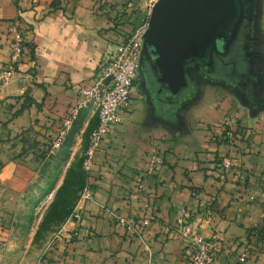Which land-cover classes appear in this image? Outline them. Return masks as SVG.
<instances>
[{"label": "crops", "instance_id": "crops-1", "mask_svg": "<svg viewBox=\"0 0 264 264\" xmlns=\"http://www.w3.org/2000/svg\"><path fill=\"white\" fill-rule=\"evenodd\" d=\"M53 1L0 0V66L9 61L11 25L16 18L30 29L37 60L34 82L28 85V77L24 82L17 79L0 89V99L27 91L41 105L40 111L30 107L4 123L5 108L0 103V179L31 175L33 162L22 170L16 168L22 159L15 155L22 144L12 138L32 127L43 143L56 134L79 100L72 86L92 84L105 53L114 46L111 23L95 13L93 0H55L56 6ZM261 3L264 0H256L257 7ZM260 35L256 26L252 45L239 51L242 73L229 77L222 72L212 81L203 80L200 94L171 114L157 110L154 114L142 91L133 87L124 122L104 136L96 155L91 172L95 200L79 204L83 220L73 240H60L42 264H187L185 242L178 232L182 206L194 210V228L206 238L225 239L217 242L213 264H243L239 255L246 248V264H264V45L258 43ZM28 52H24V70L35 63ZM86 108L74 121L64 146L69 155L51 160L84 156L97 122L91 105ZM229 116L238 118L235 145L242 153L235 166L221 174L218 161L230 147L214 137H220ZM37 117L41 118L38 125ZM153 143L164 163L150 175L146 169ZM32 155L27 159L35 160ZM139 181L142 190L136 187ZM205 207L212 210L210 217L199 216ZM116 215L149 217L150 223L136 237L126 234Z\"/></svg>", "mask_w": 264, "mask_h": 264}, {"label": "rangeland", "instance_id": "rangeland-1", "mask_svg": "<svg viewBox=\"0 0 264 264\" xmlns=\"http://www.w3.org/2000/svg\"><path fill=\"white\" fill-rule=\"evenodd\" d=\"M93 1L94 10L98 11L101 7L108 10L109 7L106 6V0H104L103 4L100 3L101 0ZM116 1L121 2V0ZM119 4L122 6L120 11L127 12L128 21L133 24L129 31L144 26L147 22L149 23V0H136L129 3L127 6L123 5L124 3ZM113 10L116 11V9L113 8L110 13H114ZM255 22L259 34H261L258 38V43L264 45L263 3L259 4L257 7ZM29 30L30 29L23 24L20 18H16L14 22H12V34L9 41L10 58L7 63L0 66L1 90L17 79L24 82V78L28 77V85L35 80V75H37V60L35 57L36 46L33 42L29 41ZM17 37L21 39L24 51H29L28 53L31 55L30 61L35 63L34 65L32 64L29 70H24V67H22V64L25 62L23 52L19 62L14 66V76L8 80H4L1 76L4 70L11 64L12 43ZM111 39V44L113 43L115 45L118 42V40H114L112 37ZM237 51L238 52L232 51L230 54L222 55L219 58L221 61L219 62L220 65L229 69L224 73L229 77H231L232 74H240L242 73L241 70H243L242 57L239 50ZM222 72H225V70ZM228 72H231V74ZM145 73V66L142 63L140 79L135 85L138 91H140L142 77L145 76ZM188 76L190 81L188 90L184 95L171 102H168L162 96H157L154 93V86L143 77L144 90L140 94L147 99L144 101L145 104L153 108L154 114L157 113V111L162 114H171L181 103L195 97V93L201 90V82L203 80L212 81L214 79V76L207 74L203 69L197 67L189 68ZM198 94H200V92ZM0 103L5 108L4 123L15 119L30 107L38 111L41 109L40 102L29 95L27 91L23 94H17L16 96L9 94L5 98L0 99ZM93 111H95L94 108ZM231 117L235 116H229L224 124L231 119ZM63 119L60 122L56 134L53 136L49 135L46 143H43L40 139L38 140L39 131L34 127L24 129L19 135L12 138L13 140L17 139L22 144L21 152L15 155V157L22 159L17 160L19 165H17L16 168L22 170V166H28V162H33L34 165L31 168V175H26V177L21 176L20 179L12 181L7 180V178H5V180L3 177L0 179V264H42L47 257L46 253L52 252L53 248L56 247L60 240H65V242L73 240L76 228L83 220L82 219L80 223H78L74 216V209L80 199L81 192L84 186L89 182V179L91 182V176L89 179L87 176L83 182L81 167L83 156H81L79 160H51L52 157H66L69 155V149H64V146H66L70 134L74 131V125L66 133L61 146L59 148H54V142L61 131ZM40 121L41 118L37 117L35 119L36 125H38ZM73 135H71V137ZM32 154H34V156ZM31 155L35 160L27 159ZM0 165L2 166L3 163L1 162ZM90 184L92 185V183ZM116 217H118V215H116ZM123 230L126 231V234L139 237L135 234L128 233L125 227H123Z\"/></svg>", "mask_w": 264, "mask_h": 264}, {"label": "built area", "instance_id": "built-area-1", "mask_svg": "<svg viewBox=\"0 0 264 264\" xmlns=\"http://www.w3.org/2000/svg\"><path fill=\"white\" fill-rule=\"evenodd\" d=\"M157 0H149L150 14ZM100 3H104L101 0ZM147 22L144 26L132 30L129 35L118 41L112 50L105 53L99 64V69L95 80L90 85L76 84L73 85V92L79 97L77 104L72 108L70 113L63 119L62 128L59 132L54 148H59L65 138L66 133L72 128L74 121L77 119L80 111L91 105L97 115L95 127L91 130L88 138V146L83 156L82 168L86 172L88 179L94 168L96 155L101 148L104 136L116 125L122 124L125 120L126 109L131 105V96L134 82L137 79L140 56L144 45V34L148 28ZM24 48L21 39L17 37L12 43L11 64L4 70L2 78L8 80L15 74L14 66L19 62ZM227 124V125H225ZM224 124L223 132L215 136L214 140L229 145V152L222 156L218 161V169L221 174L225 173L235 166L242 153L237 149L235 140L238 135L239 121L236 117H231ZM164 163V156L158 145L153 143L149 153L148 166L146 173L153 175L159 172L161 165ZM84 186L80 199L74 209V216L78 223L83 219V212L79 207L81 202L95 200V193L90 184ZM138 190H142L144 185L139 181L136 185ZM197 197V194L194 193ZM181 222L178 232L185 242V251L188 257L187 264H213L217 260L216 247L217 242L225 241L224 238H218L217 242L206 238L201 232L194 228V210L182 206L178 208ZM212 210L205 207V212H200L199 216L210 217ZM121 225L127 228L128 233L141 236L143 228L150 223L149 217H143L140 220L118 216ZM249 249L239 255V261L247 263Z\"/></svg>", "mask_w": 264, "mask_h": 264}, {"label": "water", "instance_id": "water-1", "mask_svg": "<svg viewBox=\"0 0 264 264\" xmlns=\"http://www.w3.org/2000/svg\"><path fill=\"white\" fill-rule=\"evenodd\" d=\"M235 15L234 0H158L144 34L158 84L155 94L168 102L184 95L190 86L188 69L194 66L212 76L221 74L226 67L211 48L221 39L220 55L230 54L226 47L237 35V26L230 29Z\"/></svg>", "mask_w": 264, "mask_h": 264}, {"label": "flooded vegetation", "instance_id": "flooded-vegetation-1", "mask_svg": "<svg viewBox=\"0 0 264 264\" xmlns=\"http://www.w3.org/2000/svg\"><path fill=\"white\" fill-rule=\"evenodd\" d=\"M236 5V15L232 21V26L230 29L236 28L237 26V35L235 39L231 42L229 46L226 47V50L231 53L232 51L237 50H245L252 45L253 42V35L256 31V22H255V13L257 10L256 0H234ZM224 42L221 39L216 40V46L212 47L211 51L214 52V57L217 61H220L219 58L221 57L220 52L223 51ZM217 52V53H216ZM240 53V52H239ZM243 59V58H241ZM142 63L145 66V79L154 86V93H156L158 89L157 79L153 76L151 71V61L147 58V52L145 44L143 45L142 53L140 56L139 61V68H138V75L137 79L134 82V87H136V82L140 79L141 73V65ZM195 68H200L199 66H194ZM213 69V68H212ZM142 83L140 85V90L143 91V78ZM158 96V95H157Z\"/></svg>", "mask_w": 264, "mask_h": 264}, {"label": "trees", "instance_id": "trees-1", "mask_svg": "<svg viewBox=\"0 0 264 264\" xmlns=\"http://www.w3.org/2000/svg\"><path fill=\"white\" fill-rule=\"evenodd\" d=\"M133 1H136V0H125V1L121 0V2H118L116 0H106L105 3H107L106 6L109 7L108 10L104 9L103 7L99 8L98 11L95 10V13L97 15L106 16L109 19V21L111 23L110 30L112 31L114 40L120 41L122 39H125L129 35V33L131 32L129 30L133 24L128 21L127 12H121L120 11L122 9V6L119 3H122V4L124 3L123 5L127 6L129 3L133 2ZM53 5L54 6L57 5L55 0L53 1ZM113 8L116 9V11L113 10L114 13H110V11H112ZM81 167H82V164H81ZM82 172H83V182H84L85 178L87 177V174L83 170V168H82Z\"/></svg>", "mask_w": 264, "mask_h": 264}]
</instances>
